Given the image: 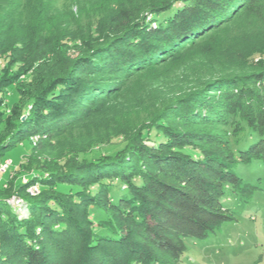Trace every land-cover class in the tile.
Returning <instances> with one entry per match:
<instances>
[{
    "label": "trees",
    "instance_id": "obj_1",
    "mask_svg": "<svg viewBox=\"0 0 264 264\" xmlns=\"http://www.w3.org/2000/svg\"><path fill=\"white\" fill-rule=\"evenodd\" d=\"M98 1L66 15L50 1L0 0V106L10 90L0 137L15 128L0 153L34 136L32 153L56 155L47 167H31L29 155L13 181L11 167L4 172L0 264H169L186 252L184 238L205 240L234 221L229 199L248 201L259 190L235 168L264 165V70L219 76L165 101V115L115 129L125 144L113 154L86 161L77 146H52L86 123L103 127L121 82L175 59L239 14L260 20L264 35V0ZM233 115L247 130L236 150L216 131ZM13 196L26 215L7 202ZM90 203L107 223L86 219L82 205Z\"/></svg>",
    "mask_w": 264,
    "mask_h": 264
},
{
    "label": "rangeland",
    "instance_id": "obj_2",
    "mask_svg": "<svg viewBox=\"0 0 264 264\" xmlns=\"http://www.w3.org/2000/svg\"><path fill=\"white\" fill-rule=\"evenodd\" d=\"M43 1H50L54 13L61 14L76 12L78 7L90 3H102L98 0ZM260 26V20H257L254 15L241 13L234 18L232 23L211 33L207 32L192 46L184 49L175 59L168 60L155 69H146L121 82L119 85L122 89L117 96V109L104 116L107 118L103 127L98 128L96 121L86 123L66 131L59 139L60 143L55 142L52 146L57 145L59 151L69 146H77L80 151L84 152L79 155V159L86 161L96 159L104 155L103 153L113 154L125 144L122 138L115 136V129L134 130L144 123H149L151 118L161 112L159 108L165 101L177 98L184 92L187 93L200 86L201 83L219 76H245L264 70V43L262 41L264 35L260 34ZM254 49L258 52H253ZM4 66L5 62L0 61V70L5 71ZM3 92L7 97L0 106V113L3 111L8 113L9 108L6 104L10 99L8 96L10 90L7 88ZM1 95L0 93V97ZM163 115L165 114H159L156 118ZM14 131L15 128H8L3 132L0 140ZM216 131L225 135L232 150L242 145L247 137L245 124L236 115L229 118L226 126L216 128ZM100 139L104 142L98 145L97 141ZM256 139L257 137L252 141ZM26 141L23 140L22 143H17L8 149L6 155L0 153V169L10 163L8 168L11 167V169L6 173L10 176V181L18 175L16 173L20 169L19 165L24 163L29 155H31V167L50 166L53 164L52 159L56 157L51 152L32 153L31 147L37 141L34 136L29 137L31 145ZM74 161L76 160H71V162ZM235 172L245 182L258 187L259 190L248 201L229 199L227 205L234 221L223 224L214 235L205 240L184 238L186 252L180 259L171 261L169 264H264V165L261 162L238 165ZM6 174L0 171V181ZM44 174V177H48V172ZM26 179V176H20L19 180L25 183ZM84 187L88 191H93L95 188L88 183H85ZM28 195L37 196L29 193ZM9 204L17 208L18 214L26 215L24 202ZM82 207H84L81 209L86 219L94 223H107L110 219L100 205L90 203ZM101 230L99 228L95 231L101 233L103 231Z\"/></svg>",
    "mask_w": 264,
    "mask_h": 264
},
{
    "label": "built area",
    "instance_id": "obj_3",
    "mask_svg": "<svg viewBox=\"0 0 264 264\" xmlns=\"http://www.w3.org/2000/svg\"><path fill=\"white\" fill-rule=\"evenodd\" d=\"M34 138L37 140L36 137H34ZM31 140H33V138H32ZM9 164H10V163H9ZM9 164H8V163L5 164L4 167H3L2 169H0V171H1L2 173H4V172L8 169ZM38 192H39V191H38V188H37L36 186H32V187H30L29 190H28V193H29L30 195H32V196L37 195ZM15 202L18 204V203H21L22 201L18 199V200H16Z\"/></svg>",
    "mask_w": 264,
    "mask_h": 264
},
{
    "label": "water",
    "instance_id": "obj_4",
    "mask_svg": "<svg viewBox=\"0 0 264 264\" xmlns=\"http://www.w3.org/2000/svg\"><path fill=\"white\" fill-rule=\"evenodd\" d=\"M19 199V198H18ZM17 200V198L16 197H11L9 200H7V202L8 203H15V201ZM19 200H21V199H19Z\"/></svg>",
    "mask_w": 264,
    "mask_h": 264
}]
</instances>
